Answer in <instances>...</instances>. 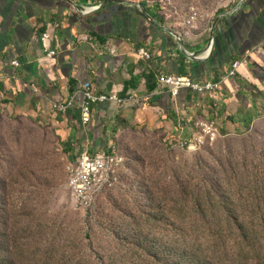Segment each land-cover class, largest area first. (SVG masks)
<instances>
[{"label": "crops", "instance_id": "obj_1", "mask_svg": "<svg viewBox=\"0 0 264 264\" xmlns=\"http://www.w3.org/2000/svg\"><path fill=\"white\" fill-rule=\"evenodd\" d=\"M88 7L98 9L83 14ZM237 7L218 16L211 39V25L182 35L130 0H0V102L73 132L70 161L104 152L97 149L108 139L107 127L146 125L162 130L170 143L190 141L203 125L221 132L245 127L264 110V0ZM52 25L56 55L48 57L41 37ZM141 49L150 60L138 57ZM237 61L236 74L228 76ZM161 74L212 79L221 88L203 95L183 89L172 98L158 84ZM87 83L96 95L124 103L94 105L84 125L78 93ZM73 98L66 114L53 109Z\"/></svg>", "mask_w": 264, "mask_h": 264}, {"label": "rangeland", "instance_id": "obj_2", "mask_svg": "<svg viewBox=\"0 0 264 264\" xmlns=\"http://www.w3.org/2000/svg\"><path fill=\"white\" fill-rule=\"evenodd\" d=\"M130 1L183 35L208 28L241 0ZM52 121L0 102V253L16 264H167L142 247L149 241L169 247L179 238L173 210L180 190L212 191L233 173L245 186L264 180V110L245 127L219 131L214 142L194 148L170 143L162 130L146 125H118L107 127L108 139L97 149L123 157L118 180L91 209L80 210L66 175L73 132ZM191 218L186 215L185 230Z\"/></svg>", "mask_w": 264, "mask_h": 264}, {"label": "trees", "instance_id": "obj_3", "mask_svg": "<svg viewBox=\"0 0 264 264\" xmlns=\"http://www.w3.org/2000/svg\"><path fill=\"white\" fill-rule=\"evenodd\" d=\"M244 182V177L233 173L222 182L217 180L212 191L180 190L173 210L179 221V238L172 239L169 247L145 242L142 249L157 263L264 264V180L254 185L248 181L246 186ZM187 214L192 216V224L185 230ZM134 248H141L140 244ZM1 251L5 249L0 244ZM0 264L16 263L0 253Z\"/></svg>", "mask_w": 264, "mask_h": 264}, {"label": "built area", "instance_id": "obj_4", "mask_svg": "<svg viewBox=\"0 0 264 264\" xmlns=\"http://www.w3.org/2000/svg\"><path fill=\"white\" fill-rule=\"evenodd\" d=\"M98 7H88L84 13H92L97 11ZM83 13V14H84ZM55 26H51L42 35L41 42L48 57H53L56 52L51 49V39ZM141 60H150L151 55L141 49L137 53ZM192 55V54H191ZM196 57V56H193ZM14 66H19L17 61H13ZM240 62H234L232 69L228 72V76H234ZM158 84L162 88H166L171 97L175 98L180 90H189L193 93L209 94L215 93L221 88L220 82H215L212 79L198 81L189 77H179L173 75L161 74L158 79ZM78 95L82 98L81 113L82 123L88 125L91 121L92 107L97 104L116 103L122 105L123 100L114 96H100L93 91L92 85L85 84ZM75 98L64 104H54L53 109L62 114H66L73 108ZM219 135V130L214 124L201 126L200 134L192 138L190 141L177 142L181 147L194 148L203 145L207 142H214ZM124 163L123 157L117 152H102L95 155H90L88 152L82 153L75 160L69 161L66 165V175L68 189L72 198L80 210H88L93 207L100 194L108 188H111L118 180V174Z\"/></svg>", "mask_w": 264, "mask_h": 264}, {"label": "water", "instance_id": "obj_5", "mask_svg": "<svg viewBox=\"0 0 264 264\" xmlns=\"http://www.w3.org/2000/svg\"><path fill=\"white\" fill-rule=\"evenodd\" d=\"M67 1L69 2L70 0H67ZM243 2H244V0L241 1V3L239 4V6L237 7L236 10H238L241 7V5L243 4ZM118 3H120V2H118ZM137 6L142 11L143 14H147L150 17V14L148 13V11L146 10V8L143 5L137 4ZM217 20H218V17L216 19H214L213 22H212V24H211V28H210V30H211V39L213 38L214 28H215V24H216ZM176 39L178 41V44L179 45H182L181 40L178 37H176Z\"/></svg>", "mask_w": 264, "mask_h": 264}]
</instances>
